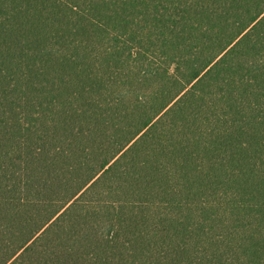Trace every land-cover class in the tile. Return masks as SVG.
<instances>
[{
    "label": "trees",
    "instance_id": "obj_1",
    "mask_svg": "<svg viewBox=\"0 0 264 264\" xmlns=\"http://www.w3.org/2000/svg\"><path fill=\"white\" fill-rule=\"evenodd\" d=\"M0 264H264V0H0Z\"/></svg>",
    "mask_w": 264,
    "mask_h": 264
}]
</instances>
